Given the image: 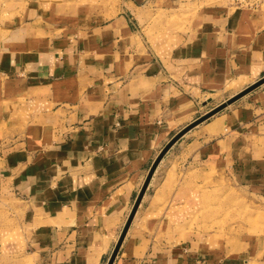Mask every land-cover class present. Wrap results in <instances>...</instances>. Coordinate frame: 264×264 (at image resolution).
Returning <instances> with one entry per match:
<instances>
[{
  "label": "crops",
  "instance_id": "1",
  "mask_svg": "<svg viewBox=\"0 0 264 264\" xmlns=\"http://www.w3.org/2000/svg\"><path fill=\"white\" fill-rule=\"evenodd\" d=\"M189 2L75 6L46 26L5 29L0 187L20 208L32 264H107L161 149L225 100L198 114L209 95L264 76L259 10L204 4L182 28L147 33L149 15ZM226 175L264 200V84L167 150L112 264H264L257 250L221 254L184 228Z\"/></svg>",
  "mask_w": 264,
  "mask_h": 264
},
{
  "label": "rangeland",
  "instance_id": "2",
  "mask_svg": "<svg viewBox=\"0 0 264 264\" xmlns=\"http://www.w3.org/2000/svg\"><path fill=\"white\" fill-rule=\"evenodd\" d=\"M116 2L117 0H0V41L7 32L5 29L16 24L46 26L51 24L53 17H57V12L64 8L82 6L87 11L109 12ZM215 3L227 6L224 0H194L192 4H180L179 9L169 12L156 10L155 14L148 16L152 29L147 33L154 35L158 33L154 29L159 27L182 28L204 4ZM258 10L259 14H264V4ZM94 16L88 14L72 18L74 20L83 17L90 21ZM248 82L250 80H244L235 86L228 84L226 92L209 95V101L204 99L206 103L199 104L198 114L226 100L231 94L244 88ZM204 192L203 206L194 209L196 212L194 211L193 215L186 214L184 228L189 233L194 232L221 254H233L235 250H257L259 257L264 259V200L252 191L240 189L227 175L215 178L214 189ZM208 197L209 201L206 200ZM19 219L20 208L16 199L4 186L0 187V264L34 262L31 255L25 252L29 251V248L24 247L27 240L23 236L28 234V231L21 228ZM20 247H23L21 252H17L16 248Z\"/></svg>",
  "mask_w": 264,
  "mask_h": 264
},
{
  "label": "water",
  "instance_id": "3",
  "mask_svg": "<svg viewBox=\"0 0 264 264\" xmlns=\"http://www.w3.org/2000/svg\"><path fill=\"white\" fill-rule=\"evenodd\" d=\"M264 84V76H262L261 78H259L258 80H256L255 82L251 83L250 85L246 86L244 89H242L241 91H239L238 93L230 96L229 98H227L225 101H223L222 103L218 104L217 106H215L214 108H212L211 110H209L208 112H206L205 114L199 116L198 118H196L195 120H193L191 123H189L188 125H186L184 128H182L179 132H177L169 141L168 143L161 149V151L159 152L158 156L156 157V159L154 160L153 164L151 165L148 174L145 178V181L140 189V192L136 198V201L134 203V206L128 216V219L126 221V224L113 248V251L109 257V260L107 262V264H112L114 257L116 256V253L118 251V248L121 244V241L124 237V234L130 224V221L136 211V208L139 204L140 198L149 182V179L156 167V165L158 164V162L161 160V158L164 156V154L167 152V150L183 135L185 134L188 130H190L192 127L196 126L197 124L201 123L202 121H204L205 119H207L208 117H210L211 115L215 114L216 112L220 111L221 109H223L224 107H226L227 105L231 104L232 102L236 101L237 99H239L240 97L246 95L247 93L251 92L252 90H254L255 88L259 87L260 85Z\"/></svg>",
  "mask_w": 264,
  "mask_h": 264
},
{
  "label": "built area",
  "instance_id": "4",
  "mask_svg": "<svg viewBox=\"0 0 264 264\" xmlns=\"http://www.w3.org/2000/svg\"><path fill=\"white\" fill-rule=\"evenodd\" d=\"M227 6L234 9L256 11L262 7L264 0H224Z\"/></svg>",
  "mask_w": 264,
  "mask_h": 264
},
{
  "label": "bare ground",
  "instance_id": "5",
  "mask_svg": "<svg viewBox=\"0 0 264 264\" xmlns=\"http://www.w3.org/2000/svg\"><path fill=\"white\" fill-rule=\"evenodd\" d=\"M254 82H255V81H254ZM252 83H253V82H252ZM245 87H246V86H245ZM245 87H244V88H245ZM244 88H242V89H244ZM242 89H241V90H242ZM241 90H240V91H241ZM238 92H239V91H238ZM238 92H236V93H238ZM236 93H235V94H236ZM233 95H234V94H233Z\"/></svg>",
  "mask_w": 264,
  "mask_h": 264
}]
</instances>
